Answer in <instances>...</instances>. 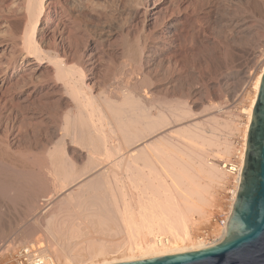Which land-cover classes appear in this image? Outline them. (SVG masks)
<instances>
[{
  "label": "bare ground",
  "instance_id": "1",
  "mask_svg": "<svg viewBox=\"0 0 264 264\" xmlns=\"http://www.w3.org/2000/svg\"><path fill=\"white\" fill-rule=\"evenodd\" d=\"M14 1L12 15L0 16L3 19L0 34L7 40L5 50L8 51L0 54V103L8 99L7 96L11 98L20 88L21 84L16 85L12 74L17 69L18 60L23 63L19 77H26L28 82L25 80V85L31 87L26 89L27 99L34 98L35 101L38 92L49 85L46 80L38 78L43 67L47 68V75L54 83L52 95L55 87L54 93L58 95L57 100L53 99L56 105L50 102L52 99H42L40 115L38 113L40 120L45 118L60 123L53 140L43 143L41 148L14 150L11 143L0 135V191L7 193L14 189L16 194L10 196L11 201L23 199L28 217L42 220L52 234L63 238L59 247H53L56 258L44 254L47 249L41 252L42 248L38 249L39 255L51 264H113L216 245L201 237H198V243L203 246L188 244L191 243L190 222L193 215L205 213V208L212 203V188L223 177L221 168L209 162V154L202 147L214 145L212 156L222 159L232 154V144L200 131L195 117L188 115L190 112L182 102L153 100L145 95L142 90L145 80L139 69L144 53L136 48L138 45L133 50V44L127 43L122 61L118 66H112V70L109 68L111 73L105 77L110 78L103 82L105 87L100 90H94L93 85L86 82L83 69L75 64L76 58L74 63L72 56V61L67 60L69 54L66 59L67 54L62 57L58 50H44L40 44L41 35L50 31L52 17L59 14L58 17L63 19V13L79 14L85 0ZM201 1L197 0V3ZM206 1V11H215L214 3L219 0ZM197 3L192 4L199 7ZM202 4H205L204 0ZM2 5L0 10H3ZM73 17L78 21L77 16ZM63 51L67 50L63 48ZM28 70H33L32 75L29 72L30 76H27ZM263 75L264 69L257 79L251 104L244 140L246 149ZM15 85L19 86L16 88ZM50 92L39 94L46 98ZM180 131L185 134L177 136ZM68 144H80L87 150L88 161L84 169L77 170L60 154ZM9 172L11 176L7 177ZM38 191L44 193L40 195ZM72 208L83 211H70ZM5 212L1 207L0 215ZM81 218L90 219L87 222L91 225L96 221L104 231H128L132 244L114 258L108 256L111 251L101 252L99 256L103 260L86 263L81 250L90 249L95 241L82 243L83 220L78 222ZM112 224L117 228L114 229Z\"/></svg>",
  "mask_w": 264,
  "mask_h": 264
},
{
  "label": "rangeland",
  "instance_id": "2",
  "mask_svg": "<svg viewBox=\"0 0 264 264\" xmlns=\"http://www.w3.org/2000/svg\"><path fill=\"white\" fill-rule=\"evenodd\" d=\"M150 1L85 0L82 10L80 9L82 13L79 11L80 16L78 12L71 14L72 17L63 13V19L58 17L59 14L54 15L50 31L48 30L45 36L41 35L40 44L44 50H58L62 57L67 54L64 56L66 59L69 54L67 60L72 61L73 57L74 63L76 58L75 64L83 69L86 82L93 85L94 90L105 87L103 82L106 83V79L110 78L108 75L112 66H118L122 61L127 43L133 44V50L138 45L136 48H140L144 53L139 69L142 79L145 80L142 85L145 95L153 100L172 99L174 102H182L190 112L188 115L195 117L194 121H197L200 131L232 144L231 156L218 159L211 154L216 148L214 145L205 144L204 147L200 143L209 154V162L216 163L223 175L218 185L212 188L213 198L210 196V206L205 208L203 215H193L190 222L191 243L188 244L200 247L203 245L198 243V237L214 238L219 233V227L213 224L212 218L231 207V201L222 193L227 174L222 169L221 162L230 160L236 151L235 145L245 140L257 79L264 69V0L215 1L217 8L214 6L216 10L212 11V14L206 11V0L205 4H202L203 0L198 3L197 0H175L174 5V0ZM14 2L7 0L3 3L0 0V9L1 4H4V11L0 10L1 18L12 15ZM192 3L199 4V7ZM83 13L85 14L81 15ZM80 17H84L81 19L83 22ZM1 18L0 23L3 20ZM72 18L73 22H70ZM74 20L79 24H75ZM6 41L5 36L0 38V54L4 53ZM63 48L67 50L65 53ZM5 52L8 53L7 50ZM20 62L21 60H18L17 69L12 73L16 85L21 84L20 88L15 85L17 92L11 95L12 100L7 96L8 99L0 103V135L11 143L14 150L41 148L43 143L47 144L56 137L61 126L51 119H38L40 104L42 99H52L51 103L56 102L53 99L57 100L58 95L54 93L56 87L52 95L54 83L52 84L53 80L47 75V68L43 67L37 75L40 80L49 82V85L38 92L35 101L34 98L27 99L26 92L31 87L25 85L28 82L26 77H19L23 64ZM32 71L28 70L27 76L32 75ZM105 74L108 75L105 77ZM23 79L25 83L21 81ZM45 92L51 94L48 93L46 98L41 95V98L40 94ZM49 108L52 109L51 106ZM181 132L177 136L185 134ZM60 154L73 163L77 170H82L87 165L88 152L80 144H68ZM10 174L9 172L7 177H10ZM15 194L14 189L7 193L0 191V209L2 207L6 211L0 215V264H17L14 259L15 249L22 245H33L37 251L42 248L41 252L47 249L49 252L43 253L56 258L53 249L59 247L63 238L59 234H52L42 220L28 217L23 199L11 201ZM73 210L83 211L79 208H72L70 211ZM82 220L83 218L78 222ZM87 220L90 221L84 218L82 222L84 233L80 237L83 242L78 239L82 243L95 241L90 249H83L84 244H81V248V245L78 247L83 249L81 252L86 257V263L103 260L104 258L99 256L101 252L111 251L108 256L114 258L132 244L128 231H117L115 224L111 226L116 230L104 231L95 220H91L94 226ZM84 221L88 224H84ZM88 225L89 228L86 229ZM89 256L94 257L88 258Z\"/></svg>",
  "mask_w": 264,
  "mask_h": 264
},
{
  "label": "water",
  "instance_id": "3",
  "mask_svg": "<svg viewBox=\"0 0 264 264\" xmlns=\"http://www.w3.org/2000/svg\"><path fill=\"white\" fill-rule=\"evenodd\" d=\"M113 264H264V75L253 108L241 183L223 240L203 249Z\"/></svg>",
  "mask_w": 264,
  "mask_h": 264
},
{
  "label": "built area",
  "instance_id": "4",
  "mask_svg": "<svg viewBox=\"0 0 264 264\" xmlns=\"http://www.w3.org/2000/svg\"><path fill=\"white\" fill-rule=\"evenodd\" d=\"M235 147L236 151L234 156L230 160H223L221 162V167L227 174V182L222 189V193L231 201L232 207L212 218L213 224H217L219 227V233L218 235L216 234L214 238H201L209 244H218L223 240L241 183L244 158L246 154L245 141L237 143ZM166 240L167 239L163 240V242H166ZM14 259L17 264H51L48 259L39 255V252L33 247V245L17 246L14 253Z\"/></svg>",
  "mask_w": 264,
  "mask_h": 264
}]
</instances>
